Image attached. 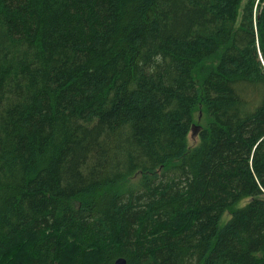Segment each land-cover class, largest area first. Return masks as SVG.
I'll use <instances>...</instances> for the list:
<instances>
[{"label":"trees","instance_id":"16d2710c","mask_svg":"<svg viewBox=\"0 0 264 264\" xmlns=\"http://www.w3.org/2000/svg\"><path fill=\"white\" fill-rule=\"evenodd\" d=\"M118 257L264 264V0H0V264Z\"/></svg>","mask_w":264,"mask_h":264},{"label":"rangeland","instance_id":"374dc122","mask_svg":"<svg viewBox=\"0 0 264 264\" xmlns=\"http://www.w3.org/2000/svg\"><path fill=\"white\" fill-rule=\"evenodd\" d=\"M197 116V115H196ZM199 116V115H198ZM197 116V119H199L198 121L195 119L196 122H194L193 124H196V125H199L200 126V129H201V126H204V117L203 115L198 118ZM198 133H199V130H196L194 131V133H192L191 131L189 132L188 134V138H187V142H188V146L189 147H193L196 143H198L199 141V136H198ZM135 180L130 179L129 182H133ZM250 200V197H245L244 199L240 200L235 206L234 208H238V207H241L245 204H247ZM229 218V212L226 211L224 212V214L221 216L220 220H219V223H218V226L221 227L223 226V224L226 222V220Z\"/></svg>","mask_w":264,"mask_h":264},{"label":"water","instance_id":"95a60500","mask_svg":"<svg viewBox=\"0 0 264 264\" xmlns=\"http://www.w3.org/2000/svg\"><path fill=\"white\" fill-rule=\"evenodd\" d=\"M196 130H200V126L196 125V124H193L191 126V132L194 133V131H196ZM114 264H126V261H125L124 258L118 257V258L115 259Z\"/></svg>","mask_w":264,"mask_h":264}]
</instances>
